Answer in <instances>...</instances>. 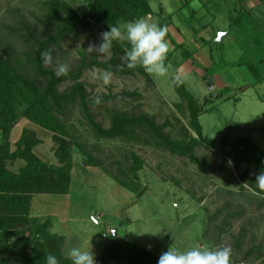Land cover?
Instances as JSON below:
<instances>
[{
  "label": "rangeland",
  "instance_id": "1",
  "mask_svg": "<svg viewBox=\"0 0 264 264\" xmlns=\"http://www.w3.org/2000/svg\"><path fill=\"white\" fill-rule=\"evenodd\" d=\"M50 1L0 0V56L37 92L45 90L49 79L37 71V50L40 42L58 30ZM149 2L152 13L143 18L168 29L170 51L165 63L169 68L164 76L143 73L137 69L139 65L128 68L122 58L130 46L124 39L114 40L107 55L90 50L99 46L102 33L110 26L89 20L77 22L68 35L43 51H51L53 56L51 64L44 63L46 69L55 73L60 64L71 66V71L60 77L57 92L66 95L82 85L90 111L106 129L112 127L116 113L145 115L168 138L189 141L197 132L192 127L189 102L177 90L183 84L208 110L199 118L205 136L215 141L249 137L264 149V82L258 83L259 74L252 72L264 54V0ZM61 3L83 15L90 0ZM242 8L249 17L235 21ZM66 13L67 9L62 11ZM121 15L119 25L133 21ZM221 33L226 34L218 40ZM93 60L133 71L117 73L94 65L76 76L82 64ZM104 74H110L108 84ZM116 95L122 97L108 99ZM4 99L2 96L0 110ZM206 99L210 102L205 103ZM10 105L15 111L9 138L12 150L27 136L33 147L29 159L55 166H63L69 158L74 162L66 195L46 192L41 181L25 183L19 189L21 195L32 197L31 221L19 222V235L11 244L23 236L28 238L32 230L48 222L49 233L61 237L60 251L67 260L71 247L82 246L93 250L97 264H121L110 261L116 250L112 236H118L159 256L170 247L186 251L227 246L233 264H264V194L242 180L246 164L236 168L224 153L207 145L196 148L194 158L179 156L158 143L145 126L134 130L138 138L102 137L89 122L80 96L52 104L53 118L65 126L67 135L23 115L21 95ZM3 119L0 114V143L5 132ZM26 165L25 159L6 161L16 173ZM22 244L17 246L21 250L1 257L0 264H36L32 261L33 245ZM253 247L259 248L246 256ZM46 249L40 264H46L47 254H54V243H48Z\"/></svg>",
  "mask_w": 264,
  "mask_h": 264
},
{
  "label": "trees",
  "instance_id": "2",
  "mask_svg": "<svg viewBox=\"0 0 264 264\" xmlns=\"http://www.w3.org/2000/svg\"><path fill=\"white\" fill-rule=\"evenodd\" d=\"M48 5L52 19L54 23L58 25V30L56 34L51 36L48 40L43 42L39 41L40 45L37 50V71L40 75L49 77L48 85L45 90L42 92L34 90L31 84H29L14 67L11 68L8 61L0 56V100L2 96L5 98L2 100L4 104L0 110V114L4 117L1 124L5 130L3 140L0 143V259L8 253H14L18 249L21 250L17 248L21 243H23L22 245L27 244L28 246L32 244V261L34 260L36 264H40V258L47 253L46 250L48 249L46 248L48 243L53 242L55 245L53 255L58 257L61 264L71 263L70 260L65 259L61 254V237L58 234L49 233L48 222L42 223L36 227L35 230H32L33 235L31 236L33 237L31 240V236H28L26 239L23 236L21 239L17 240L15 244L10 243V240L14 236L19 235L17 232L18 230H16L19 222L24 224L29 222V220L31 221L29 218V202L32 197L24 196L19 193V189L23 184H33L41 181L44 187H46V192L66 195L69 193L71 174L74 168L72 158H69L68 162L63 166L51 165L40 159H29V153L32 151L33 147L30 146L27 136H23L21 141L16 144V149L12 150V144L9 138L10 132L14 126L13 120L15 118V111L10 103L12 99L20 95L25 102L23 115L36 123L51 127L53 130L59 132L60 135H67V132L65 126L53 118L52 104H62L70 101L76 96H80L82 107L87 114L89 122L94 130L102 137L115 138L118 136H131L138 138L134 130L137 127L145 126L152 132V136L155 137L158 143L179 156L194 158L196 148L203 145L213 147L215 150L224 153L225 157L233 162L236 168H240L241 165L246 164L247 170L242 175V180L257 191V193L264 194L255 186L256 177L261 172H264V149L254 143L249 137L238 138L234 141L227 138L215 141L205 136L199 118L202 113L208 110L199 104V99L183 84L179 85L177 90L185 96L189 102L192 127L197 132V137H192L189 141H177L168 138L155 124L154 120L145 115L126 116L116 113L113 115L112 127L106 129L95 120L94 115L90 111L87 95L82 85H76L72 88L70 93L66 95H60L57 92V86L61 78L57 77L54 71L44 67V61L41 59L43 51L46 50L51 43L68 35L75 28L77 22L94 20L99 23L104 22L110 26L120 23L123 19L121 14L133 21L143 18L146 14L152 13L149 0H90L89 10L83 15L79 14L75 9H72L71 6H62L61 0H51L48 2ZM65 9H67V13L63 15L62 11ZM244 9L245 8L241 9L239 15L235 17L236 20L234 19L235 21L240 20L243 16L249 17L247 14H243L245 13ZM258 63H260V66H257ZM258 63H255L254 66H256V68L254 67L252 69L254 71L252 72L253 74H259V80H257V82L263 83L264 69L262 66H264V54L258 60ZM238 64L243 65L244 63L242 64V62H240ZM84 65L85 64H82L80 66L76 76H79L85 67L94 65L103 66L108 71L117 73H130L133 71L131 69L112 68L106 63H101L97 60H93L89 65ZM137 69L145 73L142 66H138ZM259 69L263 70V74ZM208 77L212 79L214 76L210 75ZM126 94L134 95L136 93ZM116 97L122 96H108V99ZM208 102L210 101L206 99L205 103ZM17 159H25L27 161L26 167L18 173L6 166V161H15ZM139 161L137 160L138 164H140ZM16 190H18L17 193L15 192ZM34 223H36L35 219ZM111 241L116 250L113 255L110 254V257H112L110 261H117L121 264L125 262H129L130 264H158L160 256L152 251L140 250L135 244L119 238L118 236H112ZM258 248L259 247H253L246 256H250L255 249ZM244 261L246 260H239L238 262L242 263Z\"/></svg>",
  "mask_w": 264,
  "mask_h": 264
},
{
  "label": "clouds",
  "instance_id": "3",
  "mask_svg": "<svg viewBox=\"0 0 264 264\" xmlns=\"http://www.w3.org/2000/svg\"><path fill=\"white\" fill-rule=\"evenodd\" d=\"M167 33V26H159L139 18L123 25H110V30L102 33L99 46L94 45L89 49L97 54L107 55L114 40L124 39L130 45L122 58L128 68L139 65L149 74L164 76L169 68L165 63L170 51ZM41 59L45 64H51L53 61L51 51L42 53ZM70 71L71 66L67 63L55 68L57 77L66 76ZM110 78V74H104V83L108 84ZM177 80H180L179 76ZM255 186L264 193V172L256 177ZM67 257L71 264H97L93 250L82 246L71 247ZM46 264H60V261L57 256L49 253L46 255ZM158 264H233L232 250L227 246L214 249L197 247L186 251L170 247L160 256Z\"/></svg>",
  "mask_w": 264,
  "mask_h": 264
},
{
  "label": "water",
  "instance_id": "4",
  "mask_svg": "<svg viewBox=\"0 0 264 264\" xmlns=\"http://www.w3.org/2000/svg\"><path fill=\"white\" fill-rule=\"evenodd\" d=\"M225 34H226V33H221L220 36H219V38H218V40H221L222 37H223V35H225Z\"/></svg>",
  "mask_w": 264,
  "mask_h": 264
}]
</instances>
